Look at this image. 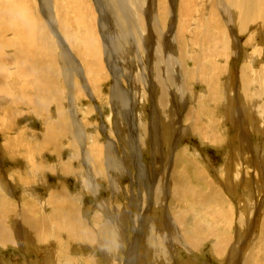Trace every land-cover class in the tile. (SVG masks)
Returning a JSON list of instances; mask_svg holds the SVG:
<instances>
[{
    "label": "rangeland",
    "instance_id": "rangeland-1",
    "mask_svg": "<svg viewBox=\"0 0 264 264\" xmlns=\"http://www.w3.org/2000/svg\"><path fill=\"white\" fill-rule=\"evenodd\" d=\"M25 1H26V4L28 3L27 7L29 8V11L32 17L35 20H37L38 18L47 27L45 18L43 17L44 13L39 7L40 0L38 1L37 0H25ZM49 1L52 2L54 6V7H51L52 12L51 11L50 12L52 13L51 16L53 17L57 30H58V31L55 30V32L60 33L58 35L62 36V37H59L57 35L56 37L59 44H60V40L62 43H66V42L68 43V39L70 41L73 40L72 43H75V41H77L76 45L77 43L80 44L81 38H83L84 35L86 34L85 31H78L77 27L72 29L73 27L72 21L74 20L73 19L74 17L73 7L75 6L78 7L76 8L78 10V15L80 16H82L83 14L86 15V16L84 15L83 16H84V19L87 21V24L91 26L90 27L91 30L89 26L87 27H88V30H90L91 32L89 36L92 42L94 41L93 45L96 44L99 47V45L97 44V38L99 36L100 38H98V40L99 41L101 40L100 43L103 44V46L101 45L103 51H104V45H106L105 44L106 36L104 35L103 30L100 29V27L99 28L97 27L98 32L97 33L95 32L94 15H96L99 22L103 21L107 24V29H106L107 35H108V32L110 31V26H111L110 35L113 40V44H112L113 52L110 55L111 60H109V64H106L108 60H106L105 56H103L104 64H105V72L102 73L101 76L94 74L93 78L95 82L89 79L90 80L89 82L91 85H89L88 82L85 81L86 80L85 73H87V64L85 66L82 63V61H80V53L77 50H75V53L77 55L79 54L78 55L79 58L75 56L76 54L74 55L73 53L77 61V64L76 62L74 63L75 68H76L75 69L76 73H75V76H72L75 82V85H76L75 87L77 90L81 88L84 96L85 95L87 96L88 93L90 92H94V95L93 97H86V96L82 97L79 102L75 100L74 96L72 95L64 97L66 108H67L65 110V123H61L62 121L60 118H59V121H60L59 123H60V126L63 125L61 126V128L62 127L64 128V124H65L66 130H63V131L61 130L59 134L60 136L58 138L52 139L51 142L55 143V144L53 143L54 146L58 145L55 148L53 145H51L50 148L48 149L46 145L44 144L43 146H37V143L33 141L32 138L24 139L22 136H20L22 132L26 131L28 134L34 137L39 135L36 138L41 139V141H42V138L45 136L51 139L50 133L52 132L51 130H54L55 125L54 123H50V121L48 120H50L52 113L53 114L55 113L54 103H52L48 111H46V103L43 101L44 97L42 94L37 93L36 95L35 92L34 93L27 92L26 94H23L21 92L19 93V88H18L19 84L17 82H12L11 80H6V79H0L1 80L0 81V94H1L0 97H2L0 98V103H1L0 104L1 105L0 106V110H1L0 111V149H1L0 155L2 154L0 156V169H1L0 179L3 178L2 177L3 175L4 178L1 181L2 183L6 184V187L8 183L15 182L14 190H11V195H12L11 198H13L12 199L13 202L17 204H24V202L29 199V203H31L32 201H34V199L32 197L30 198L29 195L32 193H37L39 196L43 198V200L45 201L43 203L46 205V201L49 198L50 189H55L56 187H58L59 189L63 191L69 192L71 196L73 194H74L73 196H77L75 197V199H79L78 197H80V199L82 198L81 202L80 200L79 202L82 203L83 201L82 210L86 209L85 213H83L82 215L84 219H87L86 221H88V224L90 223L93 224L95 222V218L97 216H101L102 225L106 227L105 231L108 230L111 226V228L106 232L105 238L106 239L114 238V240L117 242V244L110 249L112 256L108 253L105 243L102 242L101 240H97V242L95 243L87 242V244L82 245V247H79L78 245L73 247L72 244H69L68 248H66V251H65L66 258L71 257V258H77V259L78 258L86 259L87 263L89 264H160V258H159L160 256L157 257L154 251H147L146 249L143 248V245H142L143 242H142L141 235L145 234V229L142 225L144 224V220L147 219L148 221H152V222L156 221L158 223V228H161L160 227L161 224L164 226L167 224L166 222L167 214L174 215L178 211L182 212L183 207L177 206V203L175 201V192L173 189L172 180L169 181L168 183V186L171 187L169 190V194L167 195L165 199H162L159 202H157L159 203L157 204L158 209L152 211L157 201V199L155 198L156 196L155 192L158 194L160 192L161 185H158V184H160V178L162 177L164 172H165L166 178L168 177L170 178L172 175H173L172 178L174 177L177 178L180 175V173L179 175L177 173L173 174L177 163L179 164L180 166L179 169H181L182 172L184 170H187L188 178L185 179L186 180L185 185L188 188L187 190H184L183 187L179 188L182 191L176 190L178 191L176 195L179 194L180 192L186 193V191L188 190L193 191L194 192L193 196L189 195L190 198L188 199H186V197L184 196H181L180 200L186 201V203H190L189 204L190 207L194 208L195 211L206 212V209H201V206L198 207L199 204L212 207L213 203L216 201L214 198V194L213 196H211L212 191L216 190L215 192L217 193V190H218L219 194L223 195L221 190H222L223 184H225V181H224L225 177L229 178V172L230 173L232 172L233 174L235 173V175L237 176L236 177L234 175L233 178L231 177L232 181H234L233 179H235V182H237L235 184L236 186L231 187L234 190L231 192V195L233 197H234V194L236 195L234 204L239 203L240 202L239 200H241L242 197H244L245 199L243 203H246L248 201L247 195L251 191L256 192L254 196V200H252L253 203L256 201L257 196H260L261 194L264 193V177H263L264 172H262L264 171L263 169L264 168V161H263L264 160V150H263L264 149V121H262L264 120V111H263L264 109H262L264 108V95H263L264 78L261 79L262 76L264 77V74H263L264 73V0H262V3H259L258 0H240L241 3L245 4L247 2L251 6L250 9H247V8L244 9L243 10L244 13L251 11L256 14V17H252L250 20L246 21L244 25H240V23L237 25L236 22L233 23V25L235 26V29H233L235 32V36H236L235 38L240 39V43H241L239 44L240 46L242 44L244 45L243 49L245 52L241 55L242 58L238 56L235 59V56H234L232 58L233 61L232 59L228 61V62L231 61L230 63H227L224 61L222 62L218 58H215V59L212 58L214 53L212 51L213 49H211L210 47L211 50L209 48L207 49L203 57L204 60H201L203 62L200 65V63L198 64L196 63L195 59L190 60L187 58V54L185 51L186 48H183L181 46L178 47V51L176 53L178 55L176 54L174 55V59H175V64H174L175 68H173L174 76L172 79V88L170 89L171 93L169 92V100H170L169 109H171V111L174 114H177L178 118H177V123L176 124L173 123V129L171 131L172 132L171 135L173 137L170 136L171 139H169L170 141L168 142L167 145H163L162 143H160V140L162 139V130H163L161 121L159 123H158V120H156L155 122H152L154 105H155V95H154L155 88L154 87L156 84V81L154 80V76L152 74L153 73V63H154V60L152 57H154V59L156 57V53L154 52L155 53L154 55L153 51L155 50L156 43H157L156 35H155L156 29L154 31V28H156L155 22H154V14L157 16L156 17L157 23L159 25H160L159 17L162 16V13L161 15L158 14L159 8L156 10V7L152 5L155 3V1L153 0L154 3L153 2L151 3L148 0V2H150L149 5L147 2V4H145V6H142V7H138L136 3L134 4L133 0H117V2L115 0H114L115 2L113 0H108V1L106 0L107 2L105 0H82V1L81 0H52V1L49 0ZM112 1L114 2V4L116 3L115 7L113 6L114 4L111 5L113 3ZM169 1H171L170 4H172L173 2L174 3L170 5ZM108 2H109V5H108ZM120 2H122V4ZM2 3H3V0H0V4ZM167 3L170 5L168 6L169 11L167 13L170 15L171 9H172V16L176 17L177 10L174 7L176 5V0H167ZM218 4H219V0H203V3H202V7H201L202 13L200 17L204 19V22L209 23L208 26H206L205 28L210 33L213 32L214 27L218 28L217 26L218 23H215V15L213 12V9L218 12L219 10ZM106 5H108L107 8H106ZM120 5H122L123 11L126 12L127 14L126 16H128V18L132 17L131 13L137 16L138 15L141 16V13L146 11L145 14L142 15L145 19L144 20L145 25H143V28H140L142 30L141 34L139 32V35H135V37H132V35H128V32H127L128 30L125 27L126 19L124 20V13L120 9ZM92 8H93V12H92ZM126 8L128 10H126ZM210 17L211 19H209ZM161 23L165 27V31L168 32L170 29L169 27L171 26L170 21L168 23H165L164 18L161 17ZM175 29H177V25ZM218 29H220V27ZM230 31L232 33V30ZM78 33L80 34V36ZM98 33H99V36H98ZM48 36L49 38L50 37L51 38L50 39L47 38ZM231 36L233 38L232 39V42H233L234 41L233 33L232 35H230V37ZM45 39L46 40L49 39L48 42H51V41L56 42L55 38L53 39V35H51L50 32L47 35H45ZM229 41L231 42V39H229ZM221 42L222 43L225 42V44L227 45L226 37H223L221 39ZM37 45L38 44L35 43L33 45V49L36 52H39L40 48ZM78 48H80V46ZM233 48L234 46L230 44V46H228V51L232 50V52L234 53L235 51ZM69 50L72 52L71 49ZM252 53H254L256 57L257 56L258 57L256 58L255 56H253ZM248 56L249 57L251 56V57L249 58ZM243 58H246V59H243ZM252 58L254 60H252ZM72 59L74 60V58ZM26 67L29 69L28 65H26ZM200 67L202 68L201 72H203L202 75L204 79L202 77V80L198 81L196 79V81L193 82L194 79H193V75L191 74L197 68L199 69ZM14 68L16 71L15 66ZM178 70L179 71L181 70L180 73H181L182 80L180 79ZM231 70H233L234 72L232 73ZM47 71L49 70L47 69ZM224 72L226 73L224 74ZM238 72L240 73L241 76L239 75ZM255 73H257L258 75ZM236 74H238L239 76H237ZM188 75H190L192 78H190ZM234 75L237 77H235ZM243 75L245 78L242 77ZM115 76H117L118 79L120 78L119 80L123 81L124 86L122 85V87L124 88V92L128 100L127 102L129 106L125 105V107L121 109L123 110V112L122 111L118 112L117 110L118 104H116V102L114 104L111 100L112 98H110L112 97L111 96L112 88L116 85V80H114ZM142 77H146V79L148 80V81L146 80V86H145V89L147 92L146 95H143L142 90L140 92L142 93V95L139 93L140 87L143 88V85L140 84V80L144 79ZM38 80L39 78L35 80H28V82L26 81V85L29 87H33L35 86V84H37ZM46 82L47 80L45 78L44 83ZM227 83H229L228 86H227ZM83 84H85L86 87H84ZM234 85H235V88H234ZM237 85L239 86V90L241 89V92L239 94V99L237 97L235 98L236 103H235V106H233L232 102L228 103L225 101L226 96H227L226 94L234 92L233 88L234 90L237 91V87H238ZM256 86H258V88H256ZM247 87H248V90H247ZM83 89H86V90H83ZM7 90L10 91V95H9V92H7ZM261 90H263V92ZM175 92H177V94ZM245 93L247 96L244 95ZM11 95H13V97H11ZM24 95L27 96V99H29V97L31 96L30 98L31 99L33 98L32 100L34 101L37 98L36 102L31 104L32 106L33 105L35 106L33 107L37 109V112L32 111L31 109L25 107V105L22 104L21 97L23 98ZM50 96H52V91H51ZM144 96L145 98L141 102L140 98H143ZM241 96L245 97L246 99L245 98L242 99ZM9 98L11 99L13 98L14 99V100L12 99L13 102ZM31 99L30 100L25 99V101L29 102L31 101ZM256 99L259 102H257ZM260 102L262 103L260 104ZM213 104H216V105H213ZM249 104L251 105L250 108L248 107ZM254 106L255 108H253ZM173 107H175L174 109L176 110L173 111L172 109ZM181 107L183 108L181 109ZM231 108H233V110H230ZM248 108L250 109V111L248 110ZM2 109H3V112H2ZM242 109L245 111H243ZM251 109H252V113H251ZM13 111L15 113H13ZM248 111L250 112V114H248ZM232 112H234L233 115H232ZM235 112L236 113L243 112V114L247 112L245 113L246 115L244 114V117H245L244 119H246V122L242 124L245 130V137H246L245 143H247L250 151H252L250 154L251 159L249 161H246V163L248 164L247 167L249 169L245 167L246 165L243 164L242 161H240L241 159H240L238 150L241 145L240 144L241 139L239 137L240 136L239 134H241L242 132H240V129L238 127L240 125L238 126H236L235 124L233 125L234 114H236ZM188 113L194 114L193 117L199 116L200 118H203L206 123H203L204 124L203 125L200 122L198 123V126L196 127H195L196 124L185 123V119H186L185 117H186V114ZM39 114L40 116H38ZM229 115H230V118H229ZM61 116L64 117L63 111H61ZM250 116L251 118H254V119H251ZM69 118L73 119V124L71 123L66 124ZM108 118H110V120H108ZM169 121L172 123L171 119L165 120V122L170 124ZM6 123H9L10 125L7 124L8 128H7V131L4 133L3 129L5 128ZM13 124L17 126L14 127ZM71 126L73 129L71 128ZM202 128H203V131L201 130ZM71 132H72V135H71ZM75 132H77V135H78V140L75 142V145L79 146V148H75L76 150L70 147V145H74L73 143H74ZM1 133L2 135L3 134L4 135L2 136ZM205 134H209V137L206 138L204 136ZM216 135H218L219 137ZM155 136L157 138L154 142ZM16 137L17 139H15ZM214 137L216 138L214 139ZM217 137L219 139H217ZM22 138L24 140H22ZM229 142L231 145L229 144ZM26 144L28 145L26 146ZM24 145L26 146V148H28V146L31 145L34 147L36 146L35 148L39 149L38 153L33 156L35 157V161H37V163L41 162V164L44 165L45 169L51 166L59 165V166H63L64 172L65 171L67 172L68 170L71 171V169L72 171H79L78 176L76 174L70 175V176H58L57 174L56 175L47 174L48 177L50 178L49 180L50 185L44 184L42 183V180H37V179H35V181L33 182L27 179H26V182L22 181L21 176H20L21 172L25 171V173L29 174L30 173L29 170L31 168V166L29 165L27 166V162L25 161V158L29 157V154H26V153L24 154L25 151H20L21 149L25 148ZM115 145H117L116 147L117 151L114 150ZM107 148L111 149L112 151L111 155L105 154V149ZM156 149H160V150L155 153L154 151ZM165 151H166V155H164ZM87 154H91L92 156H94V159H96V156H100L101 154V158L99 157V159L95 161L91 167L92 169H99L103 173L102 178L100 176L97 177L98 178L97 184L95 182L93 183L94 185H96L94 190L90 189V185H88V187H83L85 186V184H83V182L85 181V178H88L90 176L89 173L90 174L93 173V171H91L92 170L91 168L90 170L89 168H87V166L89 167L90 165L86 160L88 157ZM9 157H10V160H9ZM75 158L76 160H74ZM199 158L202 159V162L198 161ZM184 160H186L187 162L190 161L191 165L185 164ZM12 161L15 162V164ZM72 161L74 162L73 165L71 164ZM241 164L243 165L241 166ZM226 167L227 168L229 167V168L227 169ZM243 169L245 170V173H243L244 172ZM178 171L180 172V170ZM254 171L258 173V176H257L258 183L257 184H255V182H251L253 181L251 176ZM225 172H226V176H225ZM240 172L241 174L239 176ZM198 173L201 174V177L198 176ZM47 175L43 177H47ZM77 177H79V179ZM204 177H206L205 181L209 184V186L208 184L204 182L203 180ZM240 179L242 181H240ZM82 180L84 181L82 182ZM164 181L166 182V180ZM261 181L263 182L261 183ZM165 182H164V185L167 186V182L166 183ZM212 182L214 183V185L213 184L211 185ZM51 183L53 184V187ZM193 183H195V185ZM245 184L247 185V187L245 186ZM250 184L253 187H250L251 186ZM206 185L207 187H205ZM198 187L200 188L198 189ZM254 187H255V190H254ZM7 189L9 190L10 188H7ZM195 192L196 194H198L197 195L198 197L196 196ZM244 192L248 194L246 195ZM208 193L210 194V196L208 195ZM11 198L8 200L12 201ZM195 202H197L198 204ZM209 203L210 204L212 203V204L210 205ZM253 203L251 204V206L252 205L254 206ZM47 205L49 206V204ZM47 205L44 207V209H42L45 216H47L48 214L51 215V212L54 210V208L51 205L49 207ZM56 206H57V203H55V207ZM107 206L110 207L109 215L106 213L108 209ZM217 206L221 207L222 205L217 204ZM253 206L252 208H254V211L251 210V207L249 208L250 213H253L252 219L254 218L255 220L258 217H260L261 219L262 217L261 215L263 214L261 213L262 211L258 212V210L255 209L256 207L255 206L253 207ZM59 209H61V206H59L57 210ZM234 209L236 210L239 208L235 207L233 208V210ZM239 210H238V216L235 215V217L237 218L241 217L242 219L247 220V217L250 216V214L248 215V213H245L240 216ZM183 211L185 212V215L189 217V214H190L189 207L184 208ZM224 212H226L225 214H228V212H230L229 205L226 207V210H224ZM58 213L60 216H62L61 212H58ZM256 213L257 214L259 213V216L257 218H256L257 216ZM156 219L157 220L160 219V220L157 221ZM159 222H160V225H159ZM162 229L165 230L164 228ZM141 230L143 231L141 232ZM54 243L56 242H53V241H50L48 243H43V242L36 243L35 242V244L37 245H33V244L27 245V244L20 243L19 245H15V246L14 245H8L7 247L1 246L0 247V264H55V262H57L58 260V255H60V253L63 251V246L60 247L57 245V243L55 245ZM89 244H93V245H90L89 247ZM68 250L70 253L67 252ZM171 250L172 251L170 250L168 251V254L170 255L171 259L174 258L172 261L173 264L175 263L176 264H225V261L222 260L220 263V260L213 258V256L210 253V246L202 248L201 251H188L185 248H182L181 245H175V248ZM49 257H52V258H49ZM175 258L177 259L175 260ZM68 259L69 258H67V261ZM131 259L133 260L129 261ZM49 260L51 261L49 262ZM74 261H73V264H76V262Z\"/></svg>",
    "mask_w": 264,
    "mask_h": 264
},
{
    "label": "bare ground",
    "instance_id": "bare-ground-1",
    "mask_svg": "<svg viewBox=\"0 0 264 264\" xmlns=\"http://www.w3.org/2000/svg\"><path fill=\"white\" fill-rule=\"evenodd\" d=\"M115 1L117 2V0H115ZM133 1H134L133 3L134 4L136 3V5L138 7L145 6V4H147V2H148V0H133ZM149 1L151 3L153 2V0H149ZM154 1H155V3L153 2L154 4H152V5H154V7H156V10L159 8L158 14L161 15V13H162L161 17L164 18L165 23H168L169 21L171 23L170 24L171 26L169 27L170 28L169 31L166 32L165 27L161 23V17H159L160 18V25H159L157 23V18H156L157 16L154 14V22H155V26H156V28H154V31L156 29L155 35H156V42L157 43H156V48L153 51V53L154 52L156 53V57H155V59H154V57H152L154 60L153 73L152 74L154 76V80L156 81V84L154 87L155 88L154 89L155 90V94H154L155 95V105H154L152 122H155L156 120H158V123H159L161 121L163 130H162V139L160 140V143H162L163 145H167L168 142L170 141L169 139H171L170 136H172L171 131L173 129V123L176 124L177 118H178V115L174 114L171 111V109H169V106H170L169 92L171 93L170 89L172 88V79L174 76L173 75V68H175V66H174V64H175L174 55L177 53L178 47L181 46L183 48H186L185 51L187 54V58L190 60L195 59L196 63L197 64L200 63V65L203 62L201 60H204V58H203L204 54L206 53L208 48L210 49V47H211V49H213L212 51L214 53V55L212 54L213 55L212 58H214V59L218 58L222 62L224 61V62L230 63L231 61L230 62H228V61L231 60L234 56L236 59L238 56L241 57V55L245 52L243 49L244 45L243 44L241 46L239 45V44H241L240 39L235 38L236 36H235V32L233 30V29H235V26L233 25V23L236 22L237 25L239 23H240V25H244L246 21L250 20L252 17H256V14L251 12V11L244 13V11H243L244 9H246V8L250 9L251 8V6L247 2L245 4H243V3H241L240 0H219V4H218L219 10L217 12L213 9V12L215 15V23H218L217 26H218V28L220 27V29L213 26L214 27V28L212 27L213 32L210 33L205 28L206 26H208L209 23L204 22V19L200 17V15L202 13L201 7H202L203 0H176V5L174 6L177 10V16L176 17L172 16V9L171 8H170L171 14L169 15L167 13L169 11L168 6L172 5L174 2L172 4H170L171 1H169V4H170L169 5L167 3V0H154ZM258 1H259V3H262V0H258ZM114 2L112 4L111 3L110 4L113 5ZM150 2H148V5ZM120 3L122 4V2H120ZM27 4H26L25 0H3V3L0 4V79H6V80H11L12 82H17L19 84V87H18L19 93L21 92L23 94H26L27 92H31V93L35 92L36 95H37V93L42 94L44 97L43 101L46 103V111H48L50 105L52 103H54L55 113L54 114L52 113L50 120H48V121H50V123H54V125H55L54 130H51L52 132L50 133L51 139H49V138H47V136H45L42 138V141H41V139L38 138L40 140L39 141L36 138L39 136L38 134H37L38 136L35 135L36 137H34V136L28 134L26 131L22 132V130H21L22 133L20 134V136H22L24 139H26V138L31 139L32 138L33 141H35L37 143V146H43V144L46 145V147L48 149V148H50L51 145L54 146V144H55L54 142H53L54 144L51 142L52 139L58 138L60 136L59 134H60L61 130L62 131L66 130V127H65L66 125L64 124V128L62 127L63 128L62 129L61 126H63V125L60 126V123H59L60 122L59 118L62 121L61 123H65V110L67 108H66V103H65L64 97L72 95V96H74L75 100H77L79 102L82 97L86 96V95L85 96L83 95L81 88H79L78 90L76 89L75 82L72 78V76H75V73H76V70H75L76 68H75L74 63L76 62V64H77L76 58L74 57V55L76 54L75 50H77L80 53V61H82V63L85 66L87 64V73H85L86 74V80L85 81L88 82L89 85H91L89 82L90 81L89 79L94 81V78H93L94 74L101 76L102 73L105 72V64H104L103 56H105V59L108 60L106 62V64H109V60H111L110 55L113 52V50H112L113 40H112L111 35H110L111 26H110V31L109 32L107 31L108 32V35H107V33H106L107 24L103 21L99 22L96 15H94L95 32L97 33L98 32L97 27L98 28L100 27V29L103 30L104 35L106 36V43H105L106 45H104V51H103L102 50L103 44L100 43L101 40L100 41L98 40V38H100L99 33H98L99 37L97 36L98 37L97 38V44L99 45V47H98L96 44L93 45L94 41L92 42V40L89 36L91 33L90 32L91 26H89V24H87V21L84 19V16H86V15H84V14H83L84 16L78 15V10L76 9L78 7H76V6L73 7V5H72L73 15H74V17H73L74 20L72 21V23H73L72 29L77 27L78 31H85L86 34L84 35L83 38H81L80 44L77 43V45H76L77 41H75V43H72L73 40L70 41L69 39H68V43L66 41H65L66 43H62L60 40V44H59L56 37L60 33L55 32V30H57V27H56V24L54 22L53 17L51 16L52 15L51 7H54L52 2H50L49 0H40V6L39 7L44 13L43 17L45 18L47 27L38 18H37V20H35L32 17V15L29 11V8L27 7ZM104 4H105V2H104ZM124 4H126V3H124ZM108 5H109V2H108ZM108 5H106V8ZM115 5H116V3L113 6L115 7ZM207 5H209V4H207ZM103 9H104V7H103ZM120 9L123 11L122 5H120ZM126 10H128V9L126 8ZM112 11H111V13H112ZM92 12H93V8H92ZM145 12L146 11L142 12L141 16L140 15L137 16V15L131 13L132 17L128 18V16H126L127 15L126 12L123 11L124 20L126 19L125 27L128 30L127 31L128 35H132V37H135V35H139V32H140V34L142 33V30L140 28H143V25H145V23H144L145 19L142 16L143 14H145ZM209 12H210V10H209ZM209 19H211V17ZM69 25H71V24H69ZM176 25H177V29H175ZM210 25H211V23H210ZM87 26H89L90 30H88ZM230 30H232V33H233V37H234L233 42H232V39H233L232 36L230 37V35H232ZM137 31H138V33H137ZM49 32L51 35H53V39L55 38L56 42H53V41L48 42V40L51 38V37L49 38V36L47 37V38H49L48 40L45 39V35H47ZM63 33H64V31H63ZM71 33H69V34H71ZM227 34H228V36H227ZM79 36H80V34H79ZM59 37H62V36L60 35ZM122 37H120V38H122ZM223 37H226L227 45L225 44V42L224 43L221 42V39ZM65 38H66V36H65ZM72 38H73V36H72ZM228 38L231 39V42L229 41ZM104 39H105V37H104ZM256 42H257V40H256ZM35 43H37L38 44L37 46L40 48L39 52H36L33 49V45ZM258 43H260V42H258ZM78 44H79L80 48H78L79 47ZM230 44H232L234 46V48H233L235 51L234 53L232 52V50L228 51V46H230ZM255 44H257V43H255ZM206 46H208V47H206ZM69 49H71L72 52ZM151 51H152V49H151ZM148 52H149V50H148ZM73 53H74V55H73ZM155 53H154V55H155ZM207 53H209V52H207ZM252 54H253V56H255L254 53H252ZM78 55L76 54L75 56L78 57ZM176 55H178V54H176ZM259 56H261V55H259ZM72 58H74V60ZM143 58H144V56H143ZM243 59H246V58H243ZM252 60H254V59L252 58ZM232 61H233V59H232ZM110 62H112V61H110ZM26 65H28L29 69L26 67ZM14 66L16 67V71H15ZM227 66H228V64H227ZM231 68H232V66H231ZM47 69L49 71H47ZM201 69H202L201 67L199 69L197 68L191 74V75H193V79H194L193 82H195L196 79L198 81L202 80V77H203L202 73L203 72H201ZM221 69H222V67H221ZM229 69H230V67H229ZM233 70H234V68H233ZM233 70H231L232 73L234 72ZM180 71H179V76H180V79L182 80ZM108 73H109V71H108ZM225 73L226 72H224V74ZM229 73H230V71H229ZM246 73H248V72H246ZM255 74H257V73H255ZM236 75L239 76L240 73H239V75L238 74H236ZM188 76L190 78H192L190 75H188ZM237 76H235V77H237ZM242 77L245 78L244 75ZM37 78H39V80H38V82L36 81L37 84H35V86L29 87L26 85V81L28 82V80H35ZM45 78L47 80L46 83H44ZM142 78H144V79L140 80V84L143 85V88L140 87V90H139V88H138V90H139V93L142 90L143 95H146L147 92H146L145 86H146V80L147 79H146V77H142ZM243 78H242V80H243ZM246 78H248V77H246ZM263 78L264 77L262 76L261 79H263ZM119 79L117 78V76H115L114 80H116V85L112 88V92H111L112 97H110V98H112L111 100L114 104H115V102H116V104H118L117 105L118 112L119 111L123 112V110H121V109L123 107H125V105L126 106H129V105L127 102L128 100L126 98V94L124 92V88L122 87V85L124 83H123V81H121ZM203 79H204V77H203ZM241 82H243V81H241ZM5 83H6V81H5ZM30 83H31V81H30ZM91 83H92V81H91ZM182 83H183V81H182ZM228 84L229 83H227V86H228ZM248 84H249V82H248ZM14 85H15V83H14ZM45 85H47V86H45ZM83 85H84V87H86L85 84H83ZM183 87H185V86H183ZM8 88H10V87H8ZM234 88H235V85H234ZM234 88H233L234 92L226 94L227 96H226V100H225L228 103L232 102L233 106H235V103H236L235 98L237 97L239 99V94L241 92V89L239 90V86L237 87V91L234 90ZM256 88H258V86H256ZM231 89H232V87H231ZM83 90H86V89H83ZM247 90H248V87H247ZM51 91H52V96H50ZM261 91L263 92V90H261ZM7 92H9V95H10V91L7 90ZM14 92H16V91H14ZM142 93H140V94L142 95ZM175 93L177 94V92H175ZM242 94H243V92H242ZM36 95H35V97H36ZM93 95H94V92H90V93H88V95L86 97H93ZM244 95H246V93ZM263 95H264V93H263ZM11 97H13V95H11ZM24 97L26 100L31 99L30 98L31 96L29 97V99H27L26 95H24ZM24 97L23 98L21 97L22 104L25 105V107L31 109L32 111L37 112V109L34 108L35 106L33 105L34 106L33 107L31 105L32 103L36 102L37 98L35 101L32 100L33 99L32 98L31 99L32 102L31 101L28 102V101H25ZM0 98H2V97H0ZM144 98H145V96L143 98H140L141 102L144 100ZM243 98H245V97H242V99ZM247 98H249V97H247ZM254 98H253V100H254ZM9 99H11V98H9ZM13 100H12V102H13ZM259 100H260V98H259ZM240 101H242V100H240ZM78 102H77V104H78ZM257 102H259V101L257 100ZM6 103H7V101H6ZM261 103L262 102H260V104ZM3 105H2V107H3ZM213 105H216V104H213ZM11 106H12V104H11ZM250 106L251 105L249 104L248 107L250 108ZM260 106H262V105H260ZM174 108L175 107L172 108L173 111L176 110ZM182 108L183 107H181V109ZM249 108H248V110L250 111ZM253 108H255V106ZM57 109H59V110H57ZM252 109H251V113H252ZM262 109H264V108H262ZM230 110H233V108H231ZM61 111L64 112V117L61 116ZM228 111H229V109H228ZM243 111H245V110H243ZM249 111H248V114H250ZM2 112H3V109H2ZM39 112H41V111H39ZM225 112H226V110H225ZM262 112H261V114H262ZM13 113H15V112L13 111ZM13 113H11V114H13ZM233 113L234 112H232V115H233ZM245 113H247V112H245ZM244 114H243V112L242 113L239 112V113L234 114L233 125L234 124L236 126L240 125L238 127L240 129V132H242V133L239 134L240 135L239 137L241 139V141H240L241 145L239 147L238 152H239L240 159H241L240 161H242V163L246 165L245 167H247L248 164L246 163V161H249L251 159L250 154L252 151H250L247 143H245V138H246L245 137V130H244V126L242 124V123L246 122V119H244L245 118ZM121 115H122V113H121ZM193 115L194 114H192V113L186 114L185 123L196 124L195 127L198 126V123H200V122L202 124L206 123L203 118H200L199 116L193 117ZM38 116H40V114ZM261 117H262V115H261ZM229 118H230V115H229ZM250 118H251V116H250ZM166 119L167 120L171 119L172 123L170 121H169L170 124L165 122ZM251 119H254V118H251ZM108 120H110V118H108ZM229 120H231V119H229ZM262 121H264V120H262ZM67 123L73 124V119L69 118L67 120L66 124ZM7 124H9V123H6V126L3 129L4 133L7 131V128H8ZM13 126L16 127L17 125L13 124ZM72 126H71V128H72ZM203 128H204V126H203ZM203 128L201 129L202 131H203ZM233 129H234V127H233ZM250 129H248V130H250ZM174 130H175V128H174ZM2 133H1V135H2ZM63 134H65V133H63ZM67 135H68V133H67ZM71 135H72V132H71ZM218 135H216V136H218ZM204 136L206 138H208L209 134H205ZM218 137H217V139H219ZM220 137H222V136H220ZM18 138H20V137H18ZM23 138H22V140H24ZM66 138H67V136H66ZM156 138L157 137L155 136L154 142H155ZM215 138L216 137H214V139ZM15 139H17V137ZM217 139H216V141H217ZM77 140H78V135H77V132H75L74 143H73L74 145H70V147L74 148V150H76L75 148H79V146L75 145V142ZM207 140H209V139H207ZM8 141H9V139H8ZM12 144H13V142H12ZM57 144H59V143H57ZM209 144H211V143H209ZM229 144H230V142H229ZM6 145H8V144H6ZM27 145L28 144H26V146ZM26 146H25V148L21 149L20 151H25L24 154L25 153L29 154V157H26L25 161L27 162V166L29 165V166H31V168L29 170L30 171L29 174L25 173V171L21 172L20 176H21L22 181L26 182V179H27V180L33 182V181H35V179H37V180H42V183H44V184L50 185V182H49L50 178L48 177L47 174H53V175L57 174L58 176H70V175L76 174L78 176L79 171H72V169L70 168L71 171L68 170L67 172L66 171L64 172L63 166H59V165L51 166V167H48L45 169L44 165L41 164V162L37 163V161H35V157L33 156V155L38 153L39 149L35 148L36 146L34 147V146L29 145L28 148H26ZM57 146H54V148ZM4 147H6V146H4ZM116 147H117V145H115V147H114L115 151H117ZM57 149H59V148H57ZM258 149H260V148H258ZM159 150L160 149H156L154 152L156 153ZM4 151H5V149H4ZM256 152H257V150H256ZM57 153H59V152H57ZM105 154L111 155L112 154L111 149L110 148L105 149ZM87 155H88V157L86 160L90 165H89V167L87 165L86 166L90 170V168L92 167L94 162L97 161L99 159V157L101 158V154H100V156L95 155L96 159H94V156H92L91 154H87ZM164 155H166V151H165ZM10 157H9V160H10ZM74 160H76V158ZM83 161H85V160H83ZM198 161L202 162V159L199 158ZM258 162H259V160H258ZM13 163L15 164V162H13ZM73 163L74 162L72 161L71 164L73 165ZM184 163L187 165H191L190 161L187 162L186 160H184ZM16 164H18V163H16ZM243 164H241V166ZM230 166H232V165H230ZM21 167H22V165H21ZM179 167L180 166L177 163L176 167L174 169V172H173V174L177 173L178 175L180 173V175L177 178H175V177L172 178L173 175L170 178L169 177L166 178L165 172L163 174L164 176L162 175V177L160 178V184H158V185H161V188H160L159 194L155 192V195H156L155 198L157 199V201H156V204H155L154 208L152 209V211L158 209L157 204H159V203H157V202H159L162 199H165L167 197V195L169 194V190L171 187L168 186V183H169V181L172 180L173 181V189L175 192V201L177 203V206L183 207V209L189 207V212H190L189 217H187L185 215V212L183 211V209H182V212L178 211L174 215L167 214V221H166L167 224L165 226L161 224V226H160L161 228H158V223L156 221L152 222V221H148L147 219H145L144 224L142 225L145 229V234L141 235L142 242H143L142 243L143 248L146 249L147 251H154L156 253L157 257L160 256L159 257L160 258V264H162V263L163 264H173L172 261L174 258L171 259L170 255L168 254V251L169 250L172 251L171 249H174L175 245H181L182 248H185L188 251H201L202 248L210 246L211 255L213 256V258L220 260V263L223 260V261H225V264H264V193L261 194L260 196H257L256 201L253 203L252 200H254V196H255L256 192L251 191L249 194L247 193L248 195L244 192L247 195L248 201L246 203H243L245 199H244V197H242V199L239 200L240 201L239 203L234 204L236 195L234 194V197L231 195V192L234 191L231 187L236 186L235 184L237 182H235V179H233L234 181L231 180V177L233 178L235 173L233 174L232 172L231 173L229 172V178L225 177V179H224L225 184H223L224 188L222 187V190H221L223 195L219 194L218 190H217V193L220 196L215 192L216 190L211 192L212 193L211 196H213V194H214V198L217 201V202L216 201L215 202L218 205L221 204L222 206L218 207L215 202L213 203L212 207L207 206V205H203V204H199L198 207L201 206V209H206V212L195 211L194 208L190 207V205H189L190 203H186V201L180 200L181 196L186 197V199L190 198V196H193L194 195L193 191L188 190V191H186V193L180 192L179 194L176 195V193L178 192L176 190H179V191L181 190L179 188L183 187L184 190H187V188H188L185 185V183H186L185 179L188 178L187 170H184L182 172L181 169H179ZM242 168H244V167H242ZM262 168H263V166H262ZM26 169H28V168H26ZM26 169H24V170H26ZM178 170H180V172ZM91 171H93V173L92 174L89 173L90 176L88 178H85V181L82 180V182L84 181L83 184H85V186H83V187H88V185H90V189L94 190L96 185H94L93 183L95 182L97 184V179H98L97 177L100 176L102 178L103 173L99 169H92ZM74 172H76V173H74ZM262 172H264V171H262ZM243 173H245V170ZM43 174L47 175V177H43V176H45ZM237 174H238V172H237ZM240 174H241V172L239 173V176H240ZM198 176L201 177V174L198 173ZM225 176H226V172H225ZM257 176H258V173L254 171L252 176H251L253 181H251V182H255V184H257L258 183ZM2 177L4 178L3 175H2ZM77 178L79 179V177H77ZM2 179H0V247L1 246L7 247L8 245H14L15 246V245H19L20 243L21 244H27V245H30V244L31 245L32 244L37 245V244H35V242L36 243L37 242L48 243L50 241H53V242H56L58 246H60V247L63 246V251L60 253V255H58V260H57V262H55V264H73L74 260H75L74 262H76V264H89V263H87L86 259H80V258L77 259V258H71V257H67V258H69L68 259L69 262H68L67 258L65 256L66 248H68L69 244H72L73 247H75L77 245L79 247H82V245L87 244V242L88 243L89 242L95 243V242H97V240H101L102 242L105 243L108 253L112 256L110 249L113 246H115L117 244V242L114 240V238H110V239L105 238L106 232L111 228V226L108 230L105 231L106 227L102 225L101 216H97L95 218V222L93 224H91V223L88 224V221H86L87 219H84V217L82 216L86 210V209L82 210L83 201H82V203H80L82 198L80 199V197H78L79 199H75V197H77V196H73L74 194L71 196L69 192L63 191V190L59 189L58 187H56L55 189H50L49 198L46 201V205L47 204H49V206L51 205L54 208V210L51 212V215L48 214L47 216H45L42 209H44V207L46 205L43 203L45 201L43 200V198L41 196H39L37 193H32L29 196H30V198L32 197L34 199V201L29 203V199H28L24 202V204H17L15 202H13V200H12L13 198H11V196H12L11 190H14L15 182L8 183L7 187H6V184L2 183V181H1ZM99 180H100V178H99ZM164 180H166L167 186L164 185V182H165ZM203 180L206 184H208L205 181L206 177H204ZM240 181H242V180L240 179ZM262 182L263 181H261V183ZM193 184L195 185V183H193ZM212 184L214 185L213 182L211 183V185ZM22 185H23V183H22ZM165 186H166V188H165ZM208 186H209V184H208ZM245 186L247 187L246 184H245ZM258 186H260V185H258ZM52 187H53V184H52ZM205 187H207V185ZM250 187H253V186L251 185ZM7 188H10V189L8 190ZM49 188H50V186H49ZM199 188L200 187H198V189ZM210 189H211V187H210ZM254 190H255V187H254ZM237 192H238V190H237ZM195 194H196V192H195ZM197 195L198 194H196V196ZM208 195L210 196L209 193H208ZM78 196H80V195H78ZM10 198L12 201L8 200ZM79 200H80V202H79ZM55 203H57L56 207H55ZM195 203H197V202H195ZM252 203L254 204V206L256 207L255 209L258 210V212L262 211L261 213H263V214L261 215L262 216L261 219H260V217H258L259 213L258 214L256 213L257 214L256 218L258 217L257 219H255V220H254V218L252 219L253 213H250V211H249L250 207H251V210L254 211V208H252L253 205L251 206ZM206 204H207V202H206ZM26 205H27V207H26ZM228 205L230 206V212H228V214H225L226 212H224V210H226V207ZM59 206H61V209L57 210ZM193 206H194V204H193ZM107 207H108V209H107L106 213L109 215L110 207L109 206H107ZM235 207L236 208L238 207L241 210H239V209L233 210V208H235ZM88 210H90V209H88ZM238 210H239L240 216L242 214H245V213H248V215L250 214V216L247 217V220L242 219L241 217H239V218L235 217V215L238 216ZM58 212H61L62 216H60ZM96 215H98V214H96ZM118 218H120V217H118ZM159 220H157V221H159ZM165 220H166V218H165ZM145 225H146V227H145ZM159 225H160V222H159ZM140 228H141V226H140ZM162 228H164L165 230H163ZM142 231L143 230H141V232ZM139 233H140V231H139ZM56 243H54V245ZM90 245H93V244H89V247H90ZM9 247H11V246H9ZM74 250H75V248H74ZM67 252H69V250ZM76 254H77V252H76ZM49 258H52V257H49ZM176 259L177 258H175V260ZM132 260L133 259H131L129 261H132ZM50 261L51 260H49V262Z\"/></svg>",
    "mask_w": 264,
    "mask_h": 264
}]
</instances>
